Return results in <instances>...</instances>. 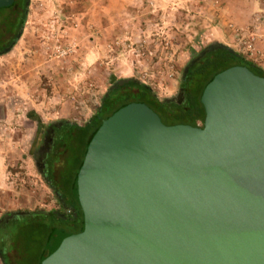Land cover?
<instances>
[{"label":"water","instance_id":"1","mask_svg":"<svg viewBox=\"0 0 264 264\" xmlns=\"http://www.w3.org/2000/svg\"><path fill=\"white\" fill-rule=\"evenodd\" d=\"M15 2L0 0V10ZM215 46L235 51L214 42L200 59ZM202 103L203 128L166 125L144 103L105 120L73 186L82 229L55 228L40 264H264V77L232 67Z\"/></svg>","mask_w":264,"mask_h":264},{"label":"rangeland","instance_id":"2","mask_svg":"<svg viewBox=\"0 0 264 264\" xmlns=\"http://www.w3.org/2000/svg\"><path fill=\"white\" fill-rule=\"evenodd\" d=\"M111 1L31 0L27 29L13 50L18 53L11 62L0 63V104L5 99L17 112L4 139L18 143L7 157L8 184L0 190V219L17 211L58 209L33 158L38 139L52 123H87L116 80L134 78L161 100L172 98L179 93L187 64L214 42L234 48L264 69V25L254 28L257 15H264L260 8L252 12L248 24L231 23L250 28L245 39L255 38L259 53L251 57L230 23L214 21L222 15L226 0ZM244 1L253 8L254 0ZM257 2L264 6V0ZM91 12L107 17L90 21ZM11 16L9 9L0 11V42L8 36L5 27ZM123 101L115 98L114 106ZM65 229L73 231L69 225ZM27 252H10L12 264L27 262L32 254Z\"/></svg>","mask_w":264,"mask_h":264},{"label":"trees","instance_id":"3","mask_svg":"<svg viewBox=\"0 0 264 264\" xmlns=\"http://www.w3.org/2000/svg\"><path fill=\"white\" fill-rule=\"evenodd\" d=\"M27 2L28 0L17 1L23 14V19L19 22L18 28L25 20V13L28 9ZM2 10L5 9L0 11ZM12 28L11 26L9 30ZM13 42L10 41L7 44L3 41L0 42V56L4 55V51ZM236 66L248 67L256 75L264 77V69L248 60L241 53L219 49L208 53L200 63L189 69L186 77L187 82L184 85L185 100L181 104L169 102L167 99L161 100L150 86L137 79L129 78V84L113 91L109 98L106 97L103 105L84 126L79 127L76 124L75 129L67 128V130L60 133L62 142H66L67 145L65 152L68 154V157H66L67 165L55 178L51 177L50 182L46 183L60 194V196L54 194L58 204L61 198L67 204L65 210L70 212L66 214V217L75 222L73 225L75 229L70 233L80 232L84 220L82 208L73 193V186L84 162L88 145L103 122L124 106L133 103H144L158 113L166 125L184 124L203 128L206 111L202 103V96L205 88L216 75ZM120 97L124 100L122 105L114 106L115 98ZM185 120H189L190 124L185 123ZM69 167L71 168L68 169ZM72 168L73 171H71ZM50 174H54L53 169ZM61 224L71 225L63 222L59 214L53 213V211L37 210L24 216H17L10 224L4 225L3 232L0 234V245L3 251L0 255L1 260L4 264H12L8 253L18 250L22 255H26L27 251L30 250L29 253H32L30 259L27 262L18 263L40 264L41 256L53 230L55 228L61 229Z\"/></svg>","mask_w":264,"mask_h":264},{"label":"flooded vegetation","instance_id":"4","mask_svg":"<svg viewBox=\"0 0 264 264\" xmlns=\"http://www.w3.org/2000/svg\"><path fill=\"white\" fill-rule=\"evenodd\" d=\"M17 1L18 0H16V2L14 3V5L12 7L8 8L10 10L12 16H11V19L8 21L7 26L5 27L6 28V31H5L6 36L8 35L7 38H4V40H3V42L5 44L9 43L10 41H14L15 37L20 32V30L22 29L23 26H25V31L27 29L26 25H27L28 21L25 22L26 13H25V20L23 21V24L20 26V28H18L19 22L23 19V14L21 12L20 6L18 5ZM11 26L13 28L11 30H9ZM17 29H19L18 32H17ZM217 47L218 46H215L214 49L219 50V49H217ZM206 48L207 47L203 48L199 52L198 56H194L192 58V60H197V63H195V65H193V66L188 65L190 62L187 64V66L185 67V69L183 71L180 86H179V91L181 88H183L182 94L177 93L173 98L169 99V102L181 104L185 100L184 85H186V82H187V79H186L187 75H185L184 72L188 67L189 68L195 67L198 63H200L201 60H203L206 57V55L208 53L200 59L201 53ZM216 50H214V51H216ZM127 79L130 82V79L129 78H127ZM117 82H118V80H116L109 87L108 91L105 93V95L102 98L101 106L105 102L106 97L109 98L112 95L113 91L118 90L120 87L125 86L126 84H129V82H127L123 85L118 84L117 87H115L113 90H111V88L114 87L115 84H117ZM84 125H82V126H84ZM82 126L79 125V127H82ZM76 127L77 126H76L75 122H71V121H67V120L60 121L57 123L49 124L46 127L45 131H43L42 134L40 135V137L38 139L39 140L38 144H37V146L33 152V158H34L35 162L38 163V171L46 182H50L49 180L51 177L55 178L57 176V174L59 173L58 172L59 165L63 164V161L66 160V157H68L67 156L68 154L65 153L67 145H66V142L65 143L62 142L61 137H60V133L67 130V128H69V129L74 128L75 129ZM64 157H65V159H64ZM52 169L54 170V174L51 175L50 171ZM50 189L53 191L54 194H56L57 196H60V194L58 192L54 191L52 188H50ZM60 203H59L60 205L58 206L57 210H52L53 213L59 214V216L61 217L63 222L70 223L71 225H69V227L72 230L75 229L73 226L75 222L72 221L71 219H69L68 217H66V214H68L70 212L69 211L67 213L65 210L67 207V204L62 200V198H61ZM16 217L17 216L14 213H12V214L4 216L3 218L0 219V234L3 232L4 225L10 224ZM60 228L63 231H68L65 229L66 224L65 225L61 224ZM2 252L3 251H2V248L0 245V255L2 254ZM9 254L10 253H8V256H9ZM9 259L12 261L10 256H9Z\"/></svg>","mask_w":264,"mask_h":264},{"label":"crops","instance_id":"5","mask_svg":"<svg viewBox=\"0 0 264 264\" xmlns=\"http://www.w3.org/2000/svg\"><path fill=\"white\" fill-rule=\"evenodd\" d=\"M239 1L240 0H236V1L234 0L232 3H230L229 0H226L225 4H223L224 10H223L222 15L214 21L219 22L220 24L226 23L228 25L229 23L230 24L235 23V24H237V26L238 25L244 26V25L248 24V22L251 21L253 11H256V9H259V8L262 9V11H264L263 10L264 6L258 5L257 0H254L255 9H254V6H253V8H251L248 2H246L244 0H242V2H239ZM111 2L116 4L117 0H112ZM105 3L106 2H104V4ZM96 16H98V18H102V19H104V17H107L106 15H103L101 13L96 15L95 13L91 12L90 13V21H93L94 20L93 17H96ZM117 16H119V15L116 13L115 17H117ZM98 18H96V19H98ZM214 18H215V16H214ZM99 20H100V22L101 21L103 22V20H101V19H99ZM107 27H108V25L104 26V28H106V29H107ZM217 28H219V26ZM13 50L9 54L4 55L2 57L3 59L1 60L2 62H0V63L5 64L8 62H11L10 59L18 53L16 51L13 52ZM1 101H5V104L3 106L0 104V114L3 115V117H0V190L4 189V187H6L8 184V169H7L8 159H7V157H9V153H10V151H12L13 148L18 147L17 146L18 143H16L14 140H12V142L7 143V141H5V139H4L7 136V134H6L7 132H5V130H9V127H10L8 125V123H10V121H11L10 118L12 117V115H15L17 112L7 103V101L5 99L1 100ZM95 114H93L92 117ZM62 121H65V120H62ZM7 144H8V146H7Z\"/></svg>","mask_w":264,"mask_h":264},{"label":"built area","instance_id":"6","mask_svg":"<svg viewBox=\"0 0 264 264\" xmlns=\"http://www.w3.org/2000/svg\"><path fill=\"white\" fill-rule=\"evenodd\" d=\"M254 21H255L254 28L261 27L262 25H264V15L263 16L257 15V17ZM230 27L233 30L235 37L238 38V41L240 42L239 44L242 45L247 50L246 53L248 55H250L251 57H254L257 55L259 56V53L257 52V49H256V43H255L256 39L255 38H252V40H250L249 38H248V40L245 39V33L246 32L249 33L250 28L249 27H244V28L243 27H237L234 24H231ZM66 54H67V52H66ZM242 55H244V54H242ZM101 102H102V100H101ZM100 107H101V103L98 102L97 106L95 108L96 112ZM76 124H78V123H76ZM78 125H81V124H78Z\"/></svg>","mask_w":264,"mask_h":264}]
</instances>
